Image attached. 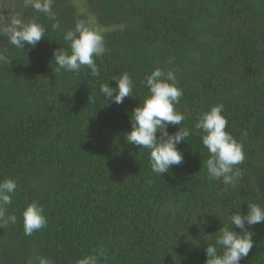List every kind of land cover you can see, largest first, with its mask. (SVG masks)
I'll return each instance as SVG.
<instances>
[{"label": "trees", "instance_id": "obj_1", "mask_svg": "<svg viewBox=\"0 0 264 264\" xmlns=\"http://www.w3.org/2000/svg\"><path fill=\"white\" fill-rule=\"evenodd\" d=\"M25 1L14 3L16 19H34L45 38L20 49L0 34V182L17 184L7 210L17 222L0 228V264H77L93 254L97 264H205V247L231 215L264 207V0H82V9L53 0L54 19ZM79 20L103 36L97 76L86 66L57 71L52 61L54 49L71 52L63 37ZM157 68L175 74L179 127L190 131L178 145L183 162L161 176L149 152L124 139ZM124 72L133 96L104 103L101 84L115 87ZM216 105L243 146L234 185L209 179L194 127ZM33 202L47 224L28 236L22 212ZM250 230L254 247L240 264H264V223Z\"/></svg>", "mask_w": 264, "mask_h": 264}, {"label": "clouds", "instance_id": "obj_2", "mask_svg": "<svg viewBox=\"0 0 264 264\" xmlns=\"http://www.w3.org/2000/svg\"><path fill=\"white\" fill-rule=\"evenodd\" d=\"M52 4L53 0H35L33 7L35 11L54 19ZM52 27L55 29L59 25L53 24ZM0 34L7 35L9 43L17 48L25 49V45L35 48L45 38V28L34 19L27 23L16 19ZM63 39L69 42L71 52L62 48L53 50L52 61L57 66V71L62 69L78 72L86 66L92 76L99 75L95 58L105 51L103 36L90 28L85 20H79L73 30L64 34ZM111 80L115 81V87L104 83L99 88L104 103L111 101L121 104L126 97L133 96L134 86L129 73L124 72ZM143 83L149 95L132 110L129 118L131 130L124 135V139L126 137L127 144L137 146L139 150H147L152 171L161 176L169 172L171 166L183 162V153L178 145L186 140L190 131L179 127L185 116L175 108L183 93L177 87L175 74L160 68L147 75ZM222 112L223 105L211 107L199 116L194 127L203 133L202 144L209 153V158L205 161L209 179L222 181L224 185H234L241 176V170L237 166L244 161L245 156L242 144L225 131L228 122ZM170 125L178 126V131L170 134L167 131ZM16 187L17 184L12 179L0 182V228L17 222L14 214H7ZM22 217L24 234L28 236L47 224L42 206L35 202L27 205ZM229 223L231 227L221 226L216 232L218 235L215 242L205 247V264H240L254 247L250 228L264 223V207L256 203L247 204V211L241 213L239 210L231 215ZM37 260L38 264H52L46 257H37ZM97 262L98 256L93 254L78 260L77 264Z\"/></svg>", "mask_w": 264, "mask_h": 264}, {"label": "rangeland", "instance_id": "obj_3", "mask_svg": "<svg viewBox=\"0 0 264 264\" xmlns=\"http://www.w3.org/2000/svg\"><path fill=\"white\" fill-rule=\"evenodd\" d=\"M34 0H26L25 3L30 4ZM77 5V7L82 9V0H72ZM14 3H19L18 0H0V29L11 25L12 21L16 20L18 17V12L16 7L13 6ZM13 8V9H11ZM97 31V29H95Z\"/></svg>", "mask_w": 264, "mask_h": 264}]
</instances>
